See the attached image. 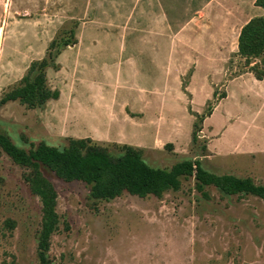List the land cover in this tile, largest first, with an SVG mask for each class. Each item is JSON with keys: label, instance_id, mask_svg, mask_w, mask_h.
<instances>
[{"label": "rangeland", "instance_id": "rangeland-1", "mask_svg": "<svg viewBox=\"0 0 264 264\" xmlns=\"http://www.w3.org/2000/svg\"><path fill=\"white\" fill-rule=\"evenodd\" d=\"M91 1L87 5V0H0V134L26 150L42 141L63 148L69 138L39 125L38 112L31 110L39 107L29 108L18 100L3 102L2 98L18 84L33 60L46 56L54 38H72L80 23L77 17H94ZM216 1L219 9L213 21L208 20L213 16L201 21L209 29L199 44L202 51L197 55L175 48L174 71H180L184 82L175 78L168 85V100L162 106L160 99L147 96L149 121H156V126L144 122V134H135L133 129L124 133L129 141L138 135L140 138L133 140L161 146L157 151H142L146 163L155 170L144 164L136 166L138 181L129 173L132 166L123 164L121 177L130 178V183L135 180L137 188L126 186L120 194L97 197V179L89 181L82 176L66 181L42 166L58 191L60 215L59 227L44 252V264H264V199L252 194L227 195L214 185L199 191L195 166L180 165L200 158L207 170L254 177L264 184V81H230L253 65L261 66L260 58L249 62L238 53V37L248 18L264 10L256 0ZM115 7L122 13L127 8ZM188 13L198 16L184 8L180 15L183 21ZM193 40L186 38L190 46H194ZM193 72L195 79L188 85ZM160 73L157 70L158 78ZM103 88V102L110 104L111 86ZM91 89L92 95L101 94L97 91L100 87ZM228 89L229 96L218 104ZM134 94L138 93L119 91V97ZM91 103L88 100L86 105ZM97 104L91 106L92 124H85L84 115L78 117L81 128H75L77 115L74 112L72 118L70 114L69 135L105 134L109 113L102 105L99 110ZM216 104L217 112L204 127L207 112ZM194 128L200 137L196 142L192 141ZM116 135L112 128L111 136ZM98 144L119 157L125 155L118 144ZM252 149L256 153L246 154ZM213 152L221 156H205ZM28 173L30 169L0 145V264L42 262L39 253L44 212L40 197L25 179Z\"/></svg>", "mask_w": 264, "mask_h": 264}, {"label": "crops", "instance_id": "crops-1", "mask_svg": "<svg viewBox=\"0 0 264 264\" xmlns=\"http://www.w3.org/2000/svg\"><path fill=\"white\" fill-rule=\"evenodd\" d=\"M115 6H127V8L122 13L118 12ZM184 8L198 13V16L195 17L188 13V18L183 21L180 15ZM205 9H208V12ZM216 9H219V3L216 0L91 1L90 10L94 17L91 18L90 15L88 18L85 15L77 17L80 19V23L75 32L76 42L61 50L56 58V67L49 66L46 70L49 87L52 90H57L59 95L56 98L48 99L44 107L31 109L38 112L39 125L47 132L63 134L69 139L90 138L98 142L108 141L114 144H128L140 148L142 151L161 149V146L144 145L140 140H133L134 138H140L138 135L133 136V139L129 141L130 138L124 133L130 129H133L135 134L143 133L145 127L141 123L144 122L156 126V121H149L150 115L147 109L150 105V99L148 97L152 96L160 99L162 106V103H166L168 100L166 89L168 85L175 78H179L180 82H184L180 71H174L175 48L182 49L180 53H195L198 55L199 51H202L199 49V44L206 30H209L204 27L201 21L207 20L209 16H213V18L210 17L208 20L213 21ZM86 10L89 12V9ZM228 19H232V16L229 15ZM130 22L133 24H130ZM141 23H146V26ZM186 38H193L192 45L194 46H190L191 44L186 41ZM193 65L196 66V62ZM157 70L161 71L160 78L157 77ZM194 77L195 72L190 74L189 79H191L189 83L187 82L188 85L193 82ZM249 78H252L253 83L256 82V84L264 81V78L258 79L250 70L234 76L230 81L234 82ZM158 82L162 86H156ZM217 83L213 84L212 89H214V86L216 87ZM95 86L101 88L97 90L101 94L92 95L91 87ZM103 86H111V89H108L111 92L110 104L109 101L105 104L103 102ZM126 89L134 90L138 94H134V97H119V91L124 92ZM212 91L214 92V90ZM228 96L229 89L226 95L220 98L218 104L227 99ZM88 100L92 102L89 107L86 105ZM96 101L99 104L96 106L99 107V110L102 105L109 113L105 134L98 136L93 132H86V136H73L71 134L70 136L67 132L70 114L72 118L74 112L77 115L75 116V123L73 122L75 128H81L83 123L78 120V117L81 118L84 115L85 124H92L94 110L91 106L94 103L96 105ZM218 104L204 119V127L207 126L208 120L217 112ZM112 128L117 130L115 137L111 136ZM201 134L207 137L204 131ZM256 151L252 149L245 152H247L246 154H252ZM215 155L221 156L218 152L205 154L210 158L215 157ZM232 175L243 177V175L237 173ZM253 180L255 181L254 177Z\"/></svg>", "mask_w": 264, "mask_h": 264}, {"label": "trees", "instance_id": "trees-1", "mask_svg": "<svg viewBox=\"0 0 264 264\" xmlns=\"http://www.w3.org/2000/svg\"><path fill=\"white\" fill-rule=\"evenodd\" d=\"M256 4L264 10V0H256ZM71 37V39L54 38L47 48L46 56L30 63L18 84L5 93L2 101L18 100L29 108H36L45 105L48 99L56 98L59 92L49 87L46 70L49 66L56 67V58L61 50L76 42L74 31ZM238 53L249 62L252 58H260L261 66L253 65L250 71L258 79H263L264 12L261 15L251 17L242 26L238 37ZM211 110L212 108L207 114H210ZM199 138L197 130L194 128L192 141L196 142ZM0 145L14 160L30 169V173L25 175V179L31 190L40 197L42 202L44 219L40 241L43 248L40 247L39 253L41 264L47 262L45 259L47 256L44 252L50 244L51 234L58 229L60 223V215L57 212L58 191L52 180L44 174L43 165L49 167L58 177L66 181H72L82 176L89 181L97 179V187L100 188L94 192L97 197L120 194L126 186L132 189L137 188L134 183L140 179V173H138L136 166L139 168L143 164V166H149L143 158L140 148L128 144H118L123 150L125 149V155L119 157L118 154H113L109 149L90 138H70L68 145L63 148L42 141L36 147L26 150L13 142L10 137L0 134ZM205 149L203 148V150ZM125 162L132 166L129 173L133 179H137L136 181L132 180L133 183H130V178L121 177V173L123 174L122 166ZM191 162L193 161L186 160L180 165L195 166L196 188L199 191L203 192L207 185H214L227 195L252 194L264 199V184L256 183L252 177L217 174L205 169L200 158H197L193 162L194 164ZM149 168L154 169L151 166ZM153 173L155 174V171ZM109 186L115 187V189L109 190Z\"/></svg>", "mask_w": 264, "mask_h": 264}]
</instances>
